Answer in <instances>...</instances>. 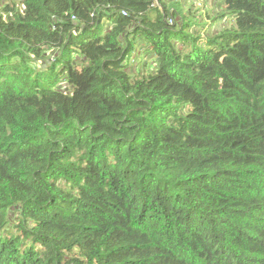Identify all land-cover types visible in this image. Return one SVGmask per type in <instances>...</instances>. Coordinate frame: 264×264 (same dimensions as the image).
I'll use <instances>...</instances> for the list:
<instances>
[{"label":"trees","instance_id":"trees-1","mask_svg":"<svg viewBox=\"0 0 264 264\" xmlns=\"http://www.w3.org/2000/svg\"><path fill=\"white\" fill-rule=\"evenodd\" d=\"M156 1L0 0V264H264V0Z\"/></svg>","mask_w":264,"mask_h":264},{"label":"crops","instance_id":"crops-1","mask_svg":"<svg viewBox=\"0 0 264 264\" xmlns=\"http://www.w3.org/2000/svg\"><path fill=\"white\" fill-rule=\"evenodd\" d=\"M160 1V0H159ZM159 1L157 0L156 1V4L157 5H159ZM165 4H169L170 2H172V0H162ZM173 1H178V0H173ZM187 1H192L193 3H198L199 1L202 3L203 1H205V3H203L204 4V8H203V12L206 14L207 12H205V9L206 10H209V14L210 15H213V14H215L216 12H218V10L220 9V7H221V1H215V0H187ZM199 2V3H200ZM210 8H211V10H210ZM227 20H225V22H226ZM217 28V27H216ZM137 46H138V48L140 49V52L142 53V55L144 54V56H146V55H148L147 53H144V46H143V44L142 43H137ZM139 52V53H140ZM139 53H138V56L137 57H134L133 59H132V70H134L135 72H138L137 71V68H136V65H134V64H136L135 62H136V60L137 59H139L140 58V56H139ZM147 57H149V56H147ZM150 58V57H149ZM152 59L153 58H150V62H152ZM131 67V66H130ZM147 72L149 71V68H147V70H146Z\"/></svg>","mask_w":264,"mask_h":264},{"label":"rangeland","instance_id":"rangeland-1","mask_svg":"<svg viewBox=\"0 0 264 264\" xmlns=\"http://www.w3.org/2000/svg\"><path fill=\"white\" fill-rule=\"evenodd\" d=\"M179 1V0H178ZM200 2V1H199ZM172 3H176L175 1L172 0ZM200 3L195 4L194 8L198 9L200 11V13L202 12V10L200 9ZM184 8L186 9L187 6L185 5ZM202 16L204 17V15L202 14ZM140 52V49L138 48L136 51V56H138V53ZM142 52V51H141ZM139 53L140 58L136 60V68L139 74H143V72H145L147 70V68H149V71H151L153 69V59L152 62H150V58L147 57L148 55L144 56V54L142 55V53ZM129 66L132 67V65L129 64ZM147 72V71H146Z\"/></svg>","mask_w":264,"mask_h":264},{"label":"bare ground","instance_id":"bare-ground-1","mask_svg":"<svg viewBox=\"0 0 264 264\" xmlns=\"http://www.w3.org/2000/svg\"><path fill=\"white\" fill-rule=\"evenodd\" d=\"M168 24H169V25H172L173 22H172L171 20H168Z\"/></svg>","mask_w":264,"mask_h":264}]
</instances>
